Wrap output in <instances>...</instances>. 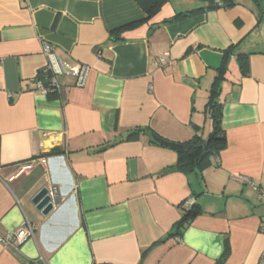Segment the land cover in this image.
<instances>
[{
    "label": "crops",
    "instance_id": "0c3cea01",
    "mask_svg": "<svg viewBox=\"0 0 264 264\" xmlns=\"http://www.w3.org/2000/svg\"><path fill=\"white\" fill-rule=\"evenodd\" d=\"M207 5L167 0L147 18L136 0H0V237L34 226L18 250L0 241V264H216L227 246L222 264H257L264 207L232 176L264 187V0L171 20ZM43 42L88 66L82 85L63 75L60 91L34 90ZM232 44L249 54L247 74L231 55L226 145L209 167L173 169L177 151L148 130L126 139L139 126L177 143L194 125L205 137L208 91ZM42 187L58 195L46 215L32 203ZM189 197L200 212L168 235Z\"/></svg>",
    "mask_w": 264,
    "mask_h": 264
},
{
    "label": "trees",
    "instance_id": "16d2710c",
    "mask_svg": "<svg viewBox=\"0 0 264 264\" xmlns=\"http://www.w3.org/2000/svg\"><path fill=\"white\" fill-rule=\"evenodd\" d=\"M140 7L144 10L147 18L155 15L162 4L167 0H136ZM208 5L206 7L192 9L188 12L178 13L172 19H179L185 17L186 15L196 13L197 11H202L206 9H217V8H228L237 3V0H206ZM256 5H259V0H253ZM126 27H120L111 30L108 35V42H116L120 40L121 33ZM236 44L228 46L222 51V61L220 66L216 70V74L210 85L206 102L204 105V111L211 121V128L205 137L199 132V127L194 125V133L192 136L181 143V149L177 151V160L173 169L191 172V171H202L211 165V159L216 157L220 150H222L226 145V137L224 130L221 126V112L222 103L219 100V94L221 90V84L223 80L226 79V72L228 69V60L231 55H235L238 67L242 74H247V60L248 53H235ZM95 52L100 53V48L96 47ZM54 93V92H53ZM150 131L152 136H157L151 129L147 127H136L129 131L126 135V139H135L140 133L145 131ZM151 142L156 144L153 138ZM57 148L50 150V153L57 152ZM200 205L193 202L189 206H182V214L180 218L175 222L172 232L168 235H181L184 229L190 224L192 219L200 212ZM228 254V246L225 248L221 258L216 262V264H222L224 259Z\"/></svg>",
    "mask_w": 264,
    "mask_h": 264
},
{
    "label": "built area",
    "instance_id": "2783aa9c",
    "mask_svg": "<svg viewBox=\"0 0 264 264\" xmlns=\"http://www.w3.org/2000/svg\"><path fill=\"white\" fill-rule=\"evenodd\" d=\"M42 51L46 56V64L38 71V75L34 81V90L45 95L60 91L61 84L58 81V77L63 75L74 77L76 85L83 84L88 71L87 65L69 64L54 52L52 45L48 42H43ZM42 161L44 162V159ZM232 177L241 183H248L255 191L258 203L264 207V187L254 184L248 176L242 174L233 175ZM192 202L193 198H186L184 206H189ZM33 230L34 226L26 222L16 230L0 237V241L4 248L10 247L18 250L24 241L33 236ZM258 230L264 236V214L261 217ZM257 264H264V249L260 253Z\"/></svg>",
    "mask_w": 264,
    "mask_h": 264
},
{
    "label": "water",
    "instance_id": "95a60500",
    "mask_svg": "<svg viewBox=\"0 0 264 264\" xmlns=\"http://www.w3.org/2000/svg\"><path fill=\"white\" fill-rule=\"evenodd\" d=\"M152 138L161 145L170 147L176 151H179L182 147L181 143L168 141L154 135ZM56 202H58L57 191L55 189L50 191L48 187L40 188L32 197V203L35 205L36 209L44 215L48 214L54 208V203Z\"/></svg>",
    "mask_w": 264,
    "mask_h": 264
},
{
    "label": "rangeland",
    "instance_id": "374dc122",
    "mask_svg": "<svg viewBox=\"0 0 264 264\" xmlns=\"http://www.w3.org/2000/svg\"><path fill=\"white\" fill-rule=\"evenodd\" d=\"M175 1V0H174ZM211 121H210V117H209V113H208V116H207V124L210 125Z\"/></svg>",
    "mask_w": 264,
    "mask_h": 264
}]
</instances>
